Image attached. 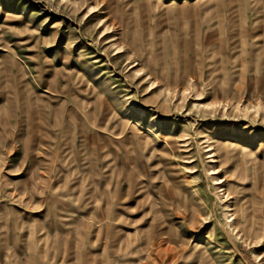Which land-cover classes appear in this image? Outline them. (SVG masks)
<instances>
[{
  "label": "rangeland",
  "instance_id": "1",
  "mask_svg": "<svg viewBox=\"0 0 264 264\" xmlns=\"http://www.w3.org/2000/svg\"><path fill=\"white\" fill-rule=\"evenodd\" d=\"M135 232L143 264H264V0H0V264Z\"/></svg>",
  "mask_w": 264,
  "mask_h": 264
},
{
  "label": "crops",
  "instance_id": "2",
  "mask_svg": "<svg viewBox=\"0 0 264 264\" xmlns=\"http://www.w3.org/2000/svg\"><path fill=\"white\" fill-rule=\"evenodd\" d=\"M105 202V201H104ZM102 208H103V213H104V216L102 217V220L103 221H105L106 220V206H105V204H104V206H102ZM117 215H118V213L116 212V215H115V218L117 217ZM121 215V214H120ZM118 219V217L116 218V220ZM149 226H150V224H149ZM105 228L103 227L102 228V230H104ZM137 233L135 232V234H133L132 236L131 235H129V236H131V237H128V235H127V238H126V240H127V242H130V244L128 245V244H126L124 247L125 248H123L124 249V251H123V253H119L120 255H122V256H125V258L124 259H114L113 261H112V264H137L136 262H138V264H143L141 261H143L144 260V258H142L141 259V261H138L136 258H140V256L138 255V254H136L135 253V250H134V248H135V242H136V237H137V235H136ZM132 238L134 239V240H132ZM130 239V240H129ZM122 241L123 240H120V241H117L116 242V245H117V247L119 248V251H121V250H123L122 249V245H121V243H122ZM134 243V244H133ZM133 244V245H132ZM126 251V252H125ZM130 251V252H129ZM128 253H129V255H128ZM133 253V254H132ZM130 254H132L131 256H130ZM129 256V257H128ZM129 258V259H128ZM132 261H134V262H132ZM159 263V262H158ZM147 264H151L150 262H149V260H148V263Z\"/></svg>",
  "mask_w": 264,
  "mask_h": 264
},
{
  "label": "bare ground",
  "instance_id": "3",
  "mask_svg": "<svg viewBox=\"0 0 264 264\" xmlns=\"http://www.w3.org/2000/svg\"><path fill=\"white\" fill-rule=\"evenodd\" d=\"M117 52H121V50H120V51H117ZM135 126L137 127L138 124H135ZM135 126H134V127H135ZM146 130H147L148 132L151 133V132L153 131L152 126H151V125H147V126H146ZM232 145H233V144H232ZM208 147H209V146H208ZM210 149H211V148L209 147V150H210ZM207 150H208V149H207ZM215 182H216V181H215ZM218 183H220V182H216V184H218ZM151 209H153V208L151 207ZM151 209H150V210H151ZM153 210H154V209H153ZM151 212H152V211H151ZM154 216H155V217H154L155 219H153V220H155V221H158V220L161 218V216H160V215L158 214V212L155 211V210H154ZM117 217H118L117 220H119V218L121 217L119 213H118ZM117 217H116V218H117ZM153 220H152V221H153ZM152 221H151V224H150V229H151L152 234L154 233V230H153L154 227L159 226V231L157 232V235H159V236L164 235V231H163V228H162V225L164 224V221H163V220L158 221V225H155V224H154V221H153V222H152ZM230 221H231V220H230ZM237 225H238V224H237ZM235 227H236V226H235ZM243 228H244V227H241V228H240V231H242ZM137 233H138V232H137ZM134 234H135V233H134ZM128 236H129V235H128ZM131 236H132V235H131ZM139 236H140V235H137L136 240H137V239H138V240L140 239ZM150 236H151V235H150ZM129 240H130V239H129ZM132 240H134V239L132 238ZM192 241H193V240H192ZM133 244H134V243H133ZM133 244H132V245H133ZM135 244H136V242H135ZM121 245H122V243H121ZM128 245H129V244H128ZM140 246H141L140 243H137V244L135 245V248H134V250L136 249V250H135V253H136L137 251H138V252L140 251V250H139V247H140ZM125 252H126V251H125ZM129 252H130V251H129ZM163 252H164V251H163ZM132 254H133V253H132ZM132 254H130V256H131ZM122 255H123V254H122ZM128 255H129V253H128ZM128 257H129V256H128ZM128 259H129V258H128ZM136 259H137L138 261H141L142 258H136ZM154 260H156V259H154ZM132 262H134V261H132ZM152 262H153V261H152ZM154 262H155V261H154ZM136 263L138 264V262H136ZM150 263H151V262H150ZM156 263H157V262H155V263H153V264H156ZM158 264H159V263H158Z\"/></svg>",
  "mask_w": 264,
  "mask_h": 264
}]
</instances>
